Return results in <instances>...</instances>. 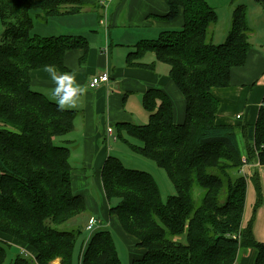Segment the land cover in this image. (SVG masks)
Returning a JSON list of instances; mask_svg holds the SVG:
<instances>
[{
  "label": "trees",
  "instance_id": "trees-1",
  "mask_svg": "<svg viewBox=\"0 0 264 264\" xmlns=\"http://www.w3.org/2000/svg\"><path fill=\"white\" fill-rule=\"evenodd\" d=\"M163 1L167 20L182 10L183 27L138 43L127 62L136 65L153 53L169 66L186 100L185 121L175 123L167 95L150 90L143 98L149 122L123 124L141 145L121 134L117 139L165 170L176 194L164 202L153 176L110 156L101 171L110 216L142 251L131 264H236L245 249H254L255 264H264V243L256 241L253 220L244 224L246 177L254 180L257 207L263 201L258 172L241 173L256 162L264 168V97L255 124L240 127L216 124L220 102L213 95L229 87L232 70L247 62L246 8L235 9L225 42L214 44L210 31L218 15L208 0ZM82 10L77 0H0V233L35 252H17L8 261L11 245L0 239V264L76 263L81 230L61 227L85 214L87 205L73 191L70 148L55 142L74 131L77 111L60 109L36 91L30 71L54 65L65 72L64 58L74 50H83L86 58L85 38L32 33L33 16L47 21ZM79 257V264H122L110 230L97 229Z\"/></svg>",
  "mask_w": 264,
  "mask_h": 264
},
{
  "label": "crops",
  "instance_id": "crops-1",
  "mask_svg": "<svg viewBox=\"0 0 264 264\" xmlns=\"http://www.w3.org/2000/svg\"><path fill=\"white\" fill-rule=\"evenodd\" d=\"M77 1L82 4L90 3L97 6L98 9L103 11L105 22H103V28L99 23L100 18H98L99 27L95 24L97 18L96 22L92 21V18V22H83V18H69L72 16L78 17L83 10L77 14L56 16L67 17L57 18L63 22L59 23L61 29L59 31L60 36L85 38L89 44L86 58H84L85 53L83 50L71 51L64 58L63 63L67 70L65 72H74L75 81L83 85L85 91L78 98V102H76L79 105V110H74L77 111L75 129L62 142L63 144L66 143L65 145L71 150L70 161L73 158L79 159L78 168L72 171V186L74 181L78 185H84L85 183L89 186L92 183L99 194L100 200L98 205L102 209L104 217L108 218V220L106 222L99 221L98 230L108 231L115 224L117 231L125 240L127 235L123 234L122 227L114 223L112 216H110V204L103 190L101 171L108 157L118 158L125 167L145 171L153 176L154 179H159L158 174H160L161 180L165 184L164 186H167L165 194H172L170 196H174L176 191L172 188L167 173L163 172L165 170L153 169L155 172L150 170L149 164H147L150 163L148 162L149 160L136 158L139 156L135 155L124 141L121 142L124 143L126 148L114 146L116 144L113 143L120 142V140L114 141L110 137L109 129L113 131L114 136L117 137L118 134H121L130 143L140 146L141 143L138 140L127 135L123 124L146 125L149 122V113L143 107V98L150 90H159L167 95L173 105L175 123L182 124L185 121L186 100L171 80L169 66L157 62L156 56L153 53L145 54L142 59L137 61L136 65H130L127 62L128 55L136 51L135 47L138 43L154 41L163 31L176 30L174 28L178 26L183 27V12L181 10L179 15L173 20L165 19L169 14V6L163 0ZM251 2L259 5L256 6V9L260 13L253 15L254 18L249 17V9L246 5L248 2L241 4L247 11V24L251 32L250 39L259 36L262 40L259 47L258 45L251 44L252 48L248 54L245 66L232 70L230 86L213 91V95L220 102L216 118L217 125L250 127L255 124L262 105L264 97V0H250V4ZM50 19L45 22L48 23ZM100 21L102 23L103 20ZM153 64L154 66H151ZM55 68L58 74L65 73L59 68ZM102 73L109 74V82L97 89H91L89 87L90 80ZM30 78L32 86L36 91L38 88L45 91H53L57 86L53 82L51 74L45 68L30 71ZM142 111H146L148 114L145 116ZM237 116L241 118L238 120ZM138 122L143 123L138 124ZM115 126L118 131L114 130ZM240 135L243 136L242 134ZM113 149L114 155L112 156ZM248 167L253 168L252 174L256 173L255 171L258 173L261 170L264 171V168L257 162ZM243 175L245 174L243 173ZM155 181L157 182L156 179ZM75 191L77 192L75 194L85 199L88 207V199L90 200V197L80 194V190L77 191L76 189ZM98 205L94 203V211L98 210ZM91 236H89L82 246L81 252ZM0 239L9 243L13 248H16V245H20V249L16 248L14 255L18 251L20 252L21 248L26 247L23 243L1 233ZM127 239L130 251L126 249L123 252L126 253V258H129L130 255L131 260L128 261V264H131L134 258H139L142 255V251H137L138 248L136 247V240L134 238H131L132 240L130 238ZM116 249L118 252L117 245ZM249 250H252L254 253L252 262L255 264L256 252L253 249H245L239 252V258L242 251L246 253L243 259L241 256L239 264H248L251 261L252 256L250 252L252 251ZM28 251L34 256V251L31 249H28ZM79 256L75 254V264H79Z\"/></svg>",
  "mask_w": 264,
  "mask_h": 264
},
{
  "label": "rangeland",
  "instance_id": "rangeland-1",
  "mask_svg": "<svg viewBox=\"0 0 264 264\" xmlns=\"http://www.w3.org/2000/svg\"><path fill=\"white\" fill-rule=\"evenodd\" d=\"M245 1L248 2V4H246V5L248 6V9H249L248 10V12L250 14L249 17L254 18L253 15L260 13V11L256 9V6H259V5H255V4H253V2H251V4H250V0H208V3L216 11V13L218 15V21H217L216 25L211 27V31H210V35L212 37L214 44H219V43L222 44L225 42L227 35L229 34V31L231 29L232 19H233V15H234V9L236 7L241 6L242 3H246ZM82 5H83L82 13H80L78 15V17L72 16L69 18H83L82 19L83 22H86V21H90V22L95 21L96 22V18H97V22L96 23L94 22L95 24H97L96 26L99 27L98 24L100 23L101 26L104 28L103 22H105V16H104L103 11L98 9L97 6L92 5L90 3L89 4H82ZM102 13H103V15H102ZM33 18H34V28L32 30V33L34 35H39L41 37H43V36L50 37V36H60L61 35V34H59V31L61 30L59 27V23H63V22H61L60 19H57V18H67V17H52L48 23H46L45 20L36 18L35 16H33ZM91 18H92V21H91ZM98 18H100V20H103L102 23L100 20L98 23ZM181 28L182 27L178 26L177 28H174V29L181 30ZM3 31H4V29L2 28V24L0 22V42L2 41ZM256 38H258V39H256ZM261 40L262 39H260L258 36L255 38L253 37L249 41L252 45H255V46L258 45V47H259ZM252 45H251V48H252ZM37 91L44 93L49 99H51L54 103H56L54 98H53V91H45V90H41L39 88L37 89ZM78 100H77V102H78ZM78 107H79V105L75 104V106H72V107H69L66 105L64 108L68 109V110H79ZM142 112L145 116L148 114L146 111H142ZM139 117H140V115H139ZM244 120H246V118H244ZM140 123H143V122H138V124H140ZM114 130L118 131L116 129V126H115ZM65 138H67V136L64 138H58V139H56L55 143L57 145H61V144L64 145L62 140H64ZM113 144H116L114 146H118V147H121L123 149L126 148L124 143H122L121 141L117 142V143H113ZM240 144H241L242 149H244L242 143H240ZM77 149H78V147H77ZM111 154H112V156L114 155V149H113V152ZM136 158H139L141 160H145V159L140 158V157H136ZM146 161H148V160H146ZM148 162H150V163H147V162H145V163L149 164L148 167L150 168V170L154 171L153 169H155V170L159 169L152 161H148ZM71 163L73 166V170H76L79 166V159L73 158ZM247 165L250 166V164H247ZM248 166H246L244 172L246 174H251L253 172L252 171L253 168L250 169V167H248ZM163 172H165V171H163ZM158 175H159L158 176L159 179H157V178H155V179L157 180V184L159 185V188L162 189V190L161 189L160 190H161V193L163 195L164 202H165L167 200V198L172 194H165V189H167V186H164L165 184H163V182H162L163 180H161L162 178H161L160 174H158ZM154 177H156V176H154ZM258 177H259L263 201H262V204H260L257 207L258 197H257V191H256L254 180L252 177H249V178L246 177L247 178L246 179L247 197H246V204H245L244 224H246L249 220H253V232H254V236L256 238V241L259 243H264V171L261 170L258 173V175H256L255 178H258ZM72 181H73V176H72ZM169 182H170V180H169ZM73 186H74V193H77L75 191L77 189V191L80 190L79 191L80 194L85 195L86 197H90V200L88 199L89 205L87 207L86 213L75 218L74 221L64 224L61 227V229L65 230V231L81 230V234L77 240L76 253H75L76 256H79L82 246L84 245V243L87 241V239L91 235L90 232L86 231V227L88 225L89 220L92 218H95L97 220V226H99V221L106 222L108 220V218L104 217L103 211L100 208V206L98 205L99 200H100L99 196H98L99 194H98L97 190H95L94 185L92 183H90L89 186L86 185L85 183H84V185H78L74 181ZM171 186H172V188H174L172 183H171ZM101 200L103 201V199H101ZM94 203L99 206L98 210H96V211L93 210ZM115 203H116V201L113 202V205ZM112 219H113L114 223L121 226L119 221L116 219L115 216H112ZM110 231L112 232V234L114 236V239H115V242H116V245L118 248V252L120 255L119 258L121 260V263L122 264H128V261L131 260L130 255H129V258L128 257L126 258L125 257L126 253L123 251H126V249L128 251H130V247L127 244V241H128L127 238L131 239L132 237H130L129 235L124 233V231L122 229L123 234L125 236L127 235V238H125V240H124V238L117 231L115 224H113V226L110 228ZM16 246H17L16 247L17 249H20V245H16ZM16 248H13V246H11L10 248L7 249L8 250V261H11L14 258V252H15ZM27 248L30 249L27 246L25 248H21L20 253L22 252L23 254L29 255L30 253H29ZM138 250L139 249H137V251ZM249 251H252V250H249ZM250 253H251L250 255L252 257H251V261L248 264H254V262H252L253 258H254L253 257L254 253H253V251ZM245 254L246 253H244V251L241 252L239 261H237L236 264H239V262L241 261V256L243 259V256H245ZM29 256H33V255L30 254ZM256 256H257V253H256ZM255 261H256V258H255ZM54 264H61V262H60V260H57L54 262Z\"/></svg>",
  "mask_w": 264,
  "mask_h": 264
},
{
  "label": "clouds",
  "instance_id": "clouds-1",
  "mask_svg": "<svg viewBox=\"0 0 264 264\" xmlns=\"http://www.w3.org/2000/svg\"><path fill=\"white\" fill-rule=\"evenodd\" d=\"M45 70L51 74L55 85L53 89V98L60 109L75 106L78 98L84 93L83 85L75 81V73L58 74L54 65H47ZM75 84V86H74Z\"/></svg>",
  "mask_w": 264,
  "mask_h": 264
},
{
  "label": "built area",
  "instance_id": "built-area-1",
  "mask_svg": "<svg viewBox=\"0 0 264 264\" xmlns=\"http://www.w3.org/2000/svg\"><path fill=\"white\" fill-rule=\"evenodd\" d=\"M110 80V76L108 73H102L100 75H96L94 76L90 82H89V87L91 89H97L99 88L101 85L103 84H106L108 83ZM241 117L240 116H237V119L239 120ZM109 134H110V137L113 138L114 141L117 140V137L114 136L113 134V131L111 129H109ZM248 166V165H245L243 168H242V171L241 173H244L246 175V173L244 172L245 170V167ZM247 176V175H246ZM99 228V226H97V220L95 218H92L89 220L88 222V225L86 227V231L90 232L91 235H93V233Z\"/></svg>",
  "mask_w": 264,
  "mask_h": 264
}]
</instances>
